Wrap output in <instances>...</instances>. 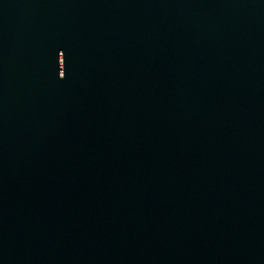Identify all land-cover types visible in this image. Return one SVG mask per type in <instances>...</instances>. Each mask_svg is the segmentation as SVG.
<instances>
[{
  "label": "water",
  "instance_id": "water-1",
  "mask_svg": "<svg viewBox=\"0 0 264 264\" xmlns=\"http://www.w3.org/2000/svg\"><path fill=\"white\" fill-rule=\"evenodd\" d=\"M0 264H264V0H0Z\"/></svg>",
  "mask_w": 264,
  "mask_h": 264
}]
</instances>
